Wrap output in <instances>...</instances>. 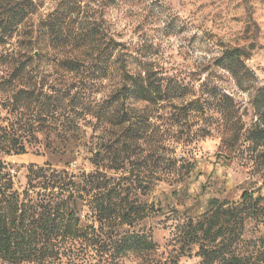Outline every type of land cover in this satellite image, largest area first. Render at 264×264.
<instances>
[{
  "label": "trees",
  "instance_id": "16d2710c",
  "mask_svg": "<svg viewBox=\"0 0 264 264\" xmlns=\"http://www.w3.org/2000/svg\"><path fill=\"white\" fill-rule=\"evenodd\" d=\"M48 1L0 0V264H125L129 257L179 264L195 247L200 264H264L259 192L246 191L236 203L212 200L197 218L173 219L165 261L156 258L152 234L136 230L165 215L145 198L160 184H186L200 142L242 129L233 97L210 80L196 86L166 76L147 55L105 41L96 24L79 27L88 0H60L33 28ZM45 50L70 55L61 63L81 75L77 86L46 89L38 70ZM246 57L244 49H225L216 65L248 91L256 77ZM255 99L264 102V87ZM261 118L245 138L257 148H264ZM31 149L73 159L86 150L93 169L29 164L19 188L6 159ZM251 231L259 235L248 238Z\"/></svg>",
  "mask_w": 264,
  "mask_h": 264
},
{
  "label": "rangeland",
  "instance_id": "374dc122",
  "mask_svg": "<svg viewBox=\"0 0 264 264\" xmlns=\"http://www.w3.org/2000/svg\"><path fill=\"white\" fill-rule=\"evenodd\" d=\"M60 0H49L29 25L37 28L41 19L52 13ZM88 2V3H87ZM83 5L76 24H96L105 41L111 38L125 45L134 55H147L156 69L166 76L191 82L198 86L210 80L218 89L233 97L238 127L225 128L222 133L200 142L193 151L195 170L186 184L180 187L160 184L146 198L148 203L159 205L165 215L144 221L136 230L151 233L160 245L158 260H167L176 233V220L197 218L208 208L212 200L240 202L246 191L264 196V148H257L245 140L248 130L264 121V102L255 97L264 87V0H88ZM86 21V22H85ZM46 41L44 40L45 44ZM241 48L247 53L246 65L254 73V79L245 84L248 91L240 88L233 78L216 65L225 49ZM120 49V47H119ZM38 70L44 77L46 89H64L77 86L81 75L71 73L61 61L69 54L43 51ZM56 56V60L54 58ZM94 57V56H93ZM142 107V106H139ZM45 144H41V150ZM39 148V147H38ZM180 154V150L177 151ZM86 150L74 159L37 154L31 149L27 154L6 159L12 168L17 187L26 185L27 166L51 163L63 168L70 162L69 170L75 174L90 172L93 166L86 158ZM73 159V160H72ZM179 191L178 195H173ZM177 210L176 213L171 210ZM171 215V218L167 217ZM174 217V218H172ZM253 224L250 225L252 227ZM259 234L250 232L248 238ZM182 257L179 264H200L196 256ZM129 257L125 264H138Z\"/></svg>",
  "mask_w": 264,
  "mask_h": 264
}]
</instances>
